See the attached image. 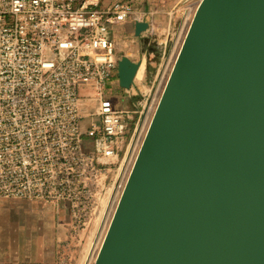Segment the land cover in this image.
I'll return each instance as SVG.
<instances>
[{
	"label": "water",
	"instance_id": "95a60500",
	"mask_svg": "<svg viewBox=\"0 0 264 264\" xmlns=\"http://www.w3.org/2000/svg\"><path fill=\"white\" fill-rule=\"evenodd\" d=\"M94 264H264V0L199 4Z\"/></svg>",
	"mask_w": 264,
	"mask_h": 264
},
{
	"label": "built area",
	"instance_id": "2783aa9c",
	"mask_svg": "<svg viewBox=\"0 0 264 264\" xmlns=\"http://www.w3.org/2000/svg\"><path fill=\"white\" fill-rule=\"evenodd\" d=\"M133 13L119 1L0 0V199L55 205L76 236L103 226L125 179L137 127L103 88L118 71L112 26ZM90 90L96 109L82 103Z\"/></svg>",
	"mask_w": 264,
	"mask_h": 264
},
{
	"label": "crops",
	"instance_id": "0c3cea01",
	"mask_svg": "<svg viewBox=\"0 0 264 264\" xmlns=\"http://www.w3.org/2000/svg\"><path fill=\"white\" fill-rule=\"evenodd\" d=\"M116 1L129 4L134 10L126 21L112 26L116 54L119 59L127 57L139 62L138 41L154 33L170 0H102V5ZM137 22L149 25L139 36ZM90 230L74 235L69 214L55 205L0 199V264H87L95 240Z\"/></svg>",
	"mask_w": 264,
	"mask_h": 264
},
{
	"label": "rangeland",
	"instance_id": "374dc122",
	"mask_svg": "<svg viewBox=\"0 0 264 264\" xmlns=\"http://www.w3.org/2000/svg\"><path fill=\"white\" fill-rule=\"evenodd\" d=\"M201 1L170 0L169 7L164 10L156 22L154 33L138 41L140 54L137 56V60L144 66L142 75L136 76L134 85L128 90L120 87L118 77L112 78L103 88L104 98L110 100L116 109H127L133 112L131 115L134 117L137 127L129 156L123 166L121 180L140 146L148 122L153 117L155 107ZM90 92L89 97L82 96V103L86 108L96 109L98 107V100L95 98L96 92L92 90ZM127 139L128 134L122 138V151ZM84 140L89 141L87 137H84ZM115 174L116 172H114ZM101 228L97 225L90 230V234L95 240L87 264L95 262L94 257L100 245L99 238L103 226Z\"/></svg>",
	"mask_w": 264,
	"mask_h": 264
},
{
	"label": "bare ground",
	"instance_id": "6f19581e",
	"mask_svg": "<svg viewBox=\"0 0 264 264\" xmlns=\"http://www.w3.org/2000/svg\"><path fill=\"white\" fill-rule=\"evenodd\" d=\"M179 54H180V50H179V52H178V54H177V57H176V59H175V63H176V61H177V59H178V57H179ZM175 63H174V65H175ZM143 69H144V66H143V64H142V65L140 66V69H139L138 72H137V75H136L137 77H140V76L142 75V73H143ZM172 69H174V66H173ZM172 69H171V70H172ZM171 72H172V71H171ZM171 72H170V74H171ZM169 76H170V75H169ZM169 76H168V77H169ZM168 79H169V78H168ZM166 84H167V83H166ZM165 86H166V85H165ZM164 89H165V87H164ZM164 89H163V91H164ZM162 95H163V92H162V94H161V97L159 98L158 104H157L156 107H155V110H154V113H153V117L151 118L150 122H148V125H147V127H146V129H145V132H144V135H143L142 141H141V143H140V146L138 147V149H137L135 155L133 156L134 158H133L132 162L130 163V166H129L127 172H125L126 174L124 173V174H125V179H124V182H123V186H122L121 190H119V192L117 193V197H116V200H115V204H114L113 206H111V208L109 209V211H108V213H107V217H106V219L104 220L103 231H102V233L100 234V238H99L100 245H99V248H98L97 252L95 253V257H94V260H95V261H96V259H97L98 254H99V251H100V248H101L102 242H103L105 236L107 235V232H108V230H109V227H110V225H111V223H112V221H113V219H114V216H115V214H116V211H117V208H118L119 203H120V201H121V198H122V196H123V194H124V192H125L126 186L128 185V183H129V181H130V179H131V176H132V174H133V171H134V168H135V166H136L137 160H138V158H139V153H140V151H141V148H142V146H143V143H144V141H145V138H146V136H147V134H148V131H149L151 125H152V121H153V118H154V116H155V113L157 112V108H158V105H159L160 100H161V98H162ZM101 229H102V228H101ZM97 242H98V241H97ZM93 255H94V254H93Z\"/></svg>",
	"mask_w": 264,
	"mask_h": 264
}]
</instances>
